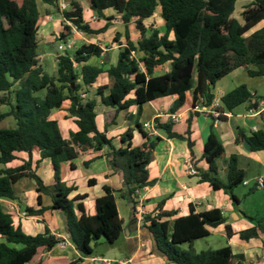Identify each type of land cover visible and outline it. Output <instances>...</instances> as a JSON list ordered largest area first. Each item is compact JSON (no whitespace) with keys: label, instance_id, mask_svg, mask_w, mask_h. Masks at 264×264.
<instances>
[{"label":"trees","instance_id":"trees-1","mask_svg":"<svg viewBox=\"0 0 264 264\" xmlns=\"http://www.w3.org/2000/svg\"><path fill=\"white\" fill-rule=\"evenodd\" d=\"M38 2L53 6L61 18L63 29L58 39L61 42H66L73 30L89 35L103 32L93 30L85 21L83 6L78 0H65L63 10L59 0H0V106L8 107L6 112H0V123L8 117L15 121L14 127L0 128V199L16 200L14 184L23 178L33 179L37 193L51 197L50 209L63 215L76 250L83 258L93 257L97 245L101 242L114 245L123 232L117 196L137 205L139 193L154 184L148 166L162 141L135 120L133 128L120 136L119 146H116L97 127L98 100L116 112L136 106L135 117L138 118L143 106L158 98L176 95L178 98L171 110L182 109L190 91L194 109L197 106L209 108L215 99L216 84L239 69L251 78L264 77V28L248 35L264 20V0H251L241 13V21L234 17L237 0H86L88 8L99 18L106 19L104 12L112 9L121 16L120 21L126 27L127 43L124 47L120 45L117 64L107 71L111 85L100 86L94 93L91 89L104 73L102 68L90 63L92 58H103L99 45L82 44L73 53L67 51L59 55L56 75L49 74L40 63ZM158 8L165 22V33L160 35L157 29H151L148 35L144 22L153 17ZM131 23L140 32L136 43L130 40L128 25ZM172 33L174 38L170 39ZM114 42H119L118 36ZM132 52H142L144 57L138 60L132 57ZM167 63L171 65L170 71L155 76V70ZM261 102L264 104V96L253 94L245 84L221 98L222 109L229 112L244 104H248L250 110H258ZM65 103L69 105L67 118L73 119L78 128L68 138L62 136L58 121L51 117L52 112ZM197 114H191L185 134L177 133L172 121H154L155 129L165 132L167 138L187 142L192 159L195 141L191 124ZM136 131L143 138L141 146L133 145ZM237 134L240 137L242 131L238 130ZM243 137L251 152L264 151V129L248 137L243 134ZM35 149L40 152L39 162L50 160L54 173L51 186L44 185L33 171ZM22 153L28 155L27 160L20 158ZM88 153L98 155L84 162L86 168L93 160L105 158L110 168L121 175L123 187L115 190L105 186L104 195L96 200L94 216L85 215L84 206L79 203L77 209L83 214L78 218L75 202L85 196L70 198L77 186L62 181L61 168L64 163ZM203 157L208 169L200 171L201 183L224 191L234 204H240L234 191L246 181L247 170L240 166L239 156H227L213 128ZM90 183L95 184V181ZM257 189L256 185L247 194ZM40 199L39 196L41 205ZM162 205L157 214L143 217V227L156 250L170 263L245 264L244 255H234L230 246L200 252L194 249L196 241L209 237L210 230L219 226L225 225L227 238L235 235L221 210L197 213L190 207L187 216L170 222L165 219L178 213L163 211ZM46 210L45 207L27 208L26 212L42 216ZM251 220L255 226L239 233L246 241L264 234V219ZM63 241L48 229L35 236L25 233L0 204V264H45L41 256ZM81 262L82 258L64 264Z\"/></svg>","mask_w":264,"mask_h":264},{"label":"crops","instance_id":"crops-1","mask_svg":"<svg viewBox=\"0 0 264 264\" xmlns=\"http://www.w3.org/2000/svg\"><path fill=\"white\" fill-rule=\"evenodd\" d=\"M78 1L83 6L84 19L91 28L95 31L103 30L100 34L91 35L73 30L71 37L68 38V40L75 42V51L82 44L88 43L97 44L103 50L102 59L92 58L90 60V63L95 62L94 65L104 71L91 89L94 93L100 86L111 85L112 81L107 71L117 64L120 48L127 43L126 27L120 21L121 16L114 10H106L104 14L107 18L102 19L88 8L86 0ZM239 1H242L239 10L240 18L238 19L241 21V13L251 0H237L236 5ZM59 5L60 7L66 5L65 0H59ZM38 8L41 14L38 32L41 46V39H44L46 44H49V39L58 40L63 27L62 20L56 15L53 6L38 2ZM160 12V8H158L154 16L144 22L148 28V35L151 34V29H157L160 35L165 33V22L161 18ZM262 28H264V20L254 27L248 35ZM128 31L130 40L136 43L140 38V32L133 23L128 25ZM116 36H118L119 42H114ZM173 38L172 33L170 39ZM50 43L54 44L53 42ZM135 53L138 60L144 57L142 52ZM50 55L45 51L41 55V59L49 61ZM59 55L61 54L57 53L56 57ZM141 69L144 71L143 66ZM170 69V63L160 66L155 70V76L163 75ZM242 84H245L253 94L264 96V77L251 78L247 72L239 69L216 84L213 90L215 99L209 108L197 106L194 109L192 91L187 92L186 103L182 109L175 112L171 110L178 98L176 95L158 98L144 105L138 118L135 117L137 114L136 106L116 112L114 108L105 106L98 100L96 107L97 127L99 131L105 132L106 136L112 139L116 146H119L120 136L129 128H133L135 120H138L142 126L145 123H154L155 119H160L162 122L172 121L174 122V130L179 134H185L188 130V119L191 114L194 112L198 114L193 116L191 124L192 139L195 141L194 159L191 158L187 142L169 139L165 132L158 131L156 135L162 141L155 148L153 160L148 166L149 177L154 181V184L139 193L137 205L133 204L134 206L117 196L116 202L120 217L123 220V232L114 245H108L104 242L97 245L93 257L83 258L76 250L67 231L63 215L50 209L51 197L37 193L36 182L33 179L23 178L14 184L13 190L17 199H0V204L5 211L13 215L15 225H20L25 233L35 236L44 234L48 229L52 235L64 240L41 256L45 264H64L78 261L81 258V264H101L103 259L109 260L111 264H173L156 250L150 234L143 227V217L148 214H157L161 203L163 204V211H176L178 213L177 216L165 219L170 222L178 217L187 216L190 213V207H193L197 213L215 209L221 210L227 219V225L233 228L235 235L227 238L225 225L219 226L210 230L211 235L209 237L196 241L194 249L200 252L230 246L234 255H244L245 264H264V234L261 233L258 238L249 241L243 240L239 236L240 232L255 226V222L251 218L264 219V189L258 188L253 194H247L250 188L256 186V179L264 177V151L251 152L245 147L246 141L243 137V134L248 137L252 133L264 129V104L261 102L258 110H250L248 104H244V108L241 105L233 112H229L222 109L221 103V98L225 94ZM68 106V103H65L61 109L54 110L51 115L52 119L58 121L61 134L65 138H68L72 132H76L78 129L74 120L67 118ZM215 113L224 118H216ZM212 128L223 144L227 156H239L240 166L247 170L246 181L248 184L241 185L246 190H241L242 188L239 186L234 191L236 197L241 201L238 205L234 204L224 191H216L209 184L201 183L199 175L192 176L188 173L187 163L191 160H193V164L199 173L208 169L203 154ZM238 130L242 131L240 137L237 134ZM142 143L141 134L137 131L134 132L133 145L141 146ZM105 151L106 149L102 153ZM96 155L98 154L88 153L72 162L64 163L61 168L62 181L70 184L75 183L77 186L70 198L85 196V199L75 202L78 218L83 214L77 209L79 203L83 204L85 215L94 216L96 214V200L104 195V187L107 186L115 190L123 187L121 175L116 174L110 168L105 158L100 157L93 160L87 168L84 166L85 161L91 160ZM20 158L27 160L28 155L22 153ZM39 160L40 152L35 149L32 152L33 171L42 179L44 185L51 186L54 183V173L50 167V160L45 159L40 162ZM1 169L2 167H0ZM90 181H95V184H91ZM39 196L41 197V205ZM41 207L48 209L42 216H31L26 212L27 208L38 210ZM215 243H218L217 246H214ZM185 248L187 247L185 246Z\"/></svg>","mask_w":264,"mask_h":264},{"label":"rangeland","instance_id":"rangeland-1","mask_svg":"<svg viewBox=\"0 0 264 264\" xmlns=\"http://www.w3.org/2000/svg\"><path fill=\"white\" fill-rule=\"evenodd\" d=\"M241 4H242V1H239L236 5V11L234 13V17L239 19V10L241 8ZM42 40V43H41V46H40V51H39V61L40 63L42 64V66L44 67V69L51 75H56V72H57V63H56V60H57V57H56V54L59 53V54H62V51L58 50V46L60 43H62L61 41H54V40H51L49 39L48 42L49 44H46L44 42V39H41ZM50 42H53L54 44H51ZM45 51H47L48 53H50V60L46 61V60H42L41 59V55H43L45 53ZM74 51H72L71 53H73ZM95 63V62H94ZM93 63V64H94ZM43 95H44V92H43ZM242 108L243 105H242ZM8 110V107L7 106H0V112H6ZM15 126V121L12 117H8L6 118L3 122L0 123V128H11V127H14ZM0 167H2L0 165ZM240 188H242L241 190L245 191V187L243 186H240ZM218 243H215L214 246H217ZM202 245V244H201ZM197 249L199 247H196ZM98 250V249H97Z\"/></svg>","mask_w":264,"mask_h":264},{"label":"built area","instance_id":"built-area-1","mask_svg":"<svg viewBox=\"0 0 264 264\" xmlns=\"http://www.w3.org/2000/svg\"><path fill=\"white\" fill-rule=\"evenodd\" d=\"M65 7H66V5H63V6H61V9L63 10V9H65ZM58 50L62 51V54L65 53V52H67V51H70V52L75 51V42L73 40H67L66 42H62V43L59 44ZM135 54H136L135 52H132V57L136 58ZM214 116L216 118H219L220 117V114H216L215 113ZM144 129L148 133H150L152 135H156L157 132L159 131V130H156L155 129L154 123H145L144 124ZM254 130L257 131L256 129H254ZM187 170H188L189 175H192V176L199 175V171L194 166V164H193L192 161H189L187 163ZM244 184L247 185L248 182L245 181ZM256 185H257L258 188H262L263 189V187H264V177H258L256 179ZM101 264H111V262L109 260L103 259L101 261Z\"/></svg>","mask_w":264,"mask_h":264},{"label":"water","instance_id":"water-1","mask_svg":"<svg viewBox=\"0 0 264 264\" xmlns=\"http://www.w3.org/2000/svg\"><path fill=\"white\" fill-rule=\"evenodd\" d=\"M245 147H246L248 150H250V145H249L247 142H245ZM131 206H134V205L131 204Z\"/></svg>","mask_w":264,"mask_h":264}]
</instances>
